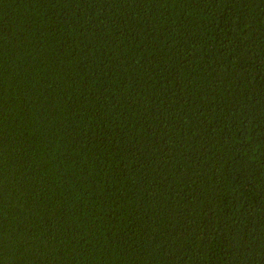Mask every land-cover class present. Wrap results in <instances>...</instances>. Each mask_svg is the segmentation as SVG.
<instances>
[{
	"label": "trees",
	"instance_id": "16d2710c",
	"mask_svg": "<svg viewBox=\"0 0 264 264\" xmlns=\"http://www.w3.org/2000/svg\"><path fill=\"white\" fill-rule=\"evenodd\" d=\"M0 264H264V0H0Z\"/></svg>",
	"mask_w": 264,
	"mask_h": 264
}]
</instances>
